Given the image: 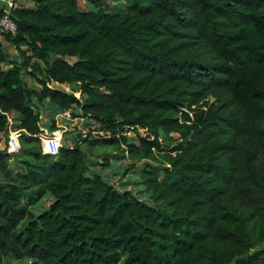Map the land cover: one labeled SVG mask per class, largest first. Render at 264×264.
<instances>
[{
	"label": "trees",
	"instance_id": "1",
	"mask_svg": "<svg viewBox=\"0 0 264 264\" xmlns=\"http://www.w3.org/2000/svg\"><path fill=\"white\" fill-rule=\"evenodd\" d=\"M27 1L0 32V264H264V0ZM46 107L99 125L91 148L165 154L134 170L149 201L43 154Z\"/></svg>",
	"mask_w": 264,
	"mask_h": 264
},
{
	"label": "rangeland",
	"instance_id": "2",
	"mask_svg": "<svg viewBox=\"0 0 264 264\" xmlns=\"http://www.w3.org/2000/svg\"><path fill=\"white\" fill-rule=\"evenodd\" d=\"M102 1L105 4V10L108 12H114L117 8H122L125 3V0ZM81 2L86 3L87 0H81ZM4 51L12 57L17 58L20 62L18 54L14 48H11L4 43ZM23 78L28 86H36L35 82L28 76L24 75ZM64 88L67 92L70 91V88ZM75 97L79 98L80 94L75 93ZM39 112L40 127L43 130L44 135H47L50 138L52 136H56L59 139L60 146L67 148L78 146L86 153L89 167L87 175H91L93 173L99 174L108 182L112 183L117 190L128 191L140 200L146 202L149 201L147 196L143 193L142 186L137 183L135 184V182L138 181V177L134 174V170L141 168L144 164H152L157 167L165 166L167 160L165 154L154 153L149 160H144L140 157H130L123 146L120 147V150L105 146L91 148L88 146L89 143L85 141L97 139V136L101 135L102 131L99 129V125H97L94 121L83 117L80 111H75L76 117H71L70 113L56 112L47 107L42 110L40 109ZM52 126L56 128L55 132L50 131ZM17 133L18 131L14 125H11L7 134L0 133V152L5 151L7 154L16 153L9 151L8 142L11 137ZM138 135L146 136V132L139 129ZM126 137L129 142H137L136 134L129 133ZM159 140L163 145L170 144L169 137L161 136ZM105 164H107V166ZM47 202L48 200L46 198L43 199L35 208V211L46 207L48 204ZM4 264H28V262L24 260H5Z\"/></svg>",
	"mask_w": 264,
	"mask_h": 264
},
{
	"label": "built area",
	"instance_id": "3",
	"mask_svg": "<svg viewBox=\"0 0 264 264\" xmlns=\"http://www.w3.org/2000/svg\"><path fill=\"white\" fill-rule=\"evenodd\" d=\"M24 0H0V32L15 35L17 27L11 18V12L20 6H24ZM19 134H15L8 142V149L11 152H17L19 149ZM41 148L43 154L55 156L58 154L60 146L59 139L56 136L51 138L47 135H42Z\"/></svg>",
	"mask_w": 264,
	"mask_h": 264
},
{
	"label": "crops",
	"instance_id": "4",
	"mask_svg": "<svg viewBox=\"0 0 264 264\" xmlns=\"http://www.w3.org/2000/svg\"><path fill=\"white\" fill-rule=\"evenodd\" d=\"M24 1H25V0H24ZM26 2H27V6H26ZM24 6H26V7L30 6V7H31V4H29L28 1H25ZM24 81H25V80H24ZM25 82H26V81H25ZM30 87H32V86H30ZM12 125H14V124H12ZM10 127H11V126H10Z\"/></svg>",
	"mask_w": 264,
	"mask_h": 264
}]
</instances>
